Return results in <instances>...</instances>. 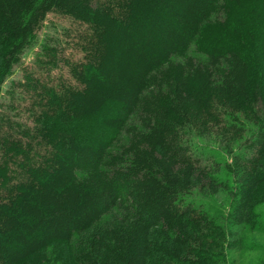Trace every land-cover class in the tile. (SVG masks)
<instances>
[{
  "label": "trees",
  "instance_id": "trees-1",
  "mask_svg": "<svg viewBox=\"0 0 264 264\" xmlns=\"http://www.w3.org/2000/svg\"><path fill=\"white\" fill-rule=\"evenodd\" d=\"M48 11L81 56L42 42L30 121L0 109V264H228L264 232V0H0V99Z\"/></svg>",
  "mask_w": 264,
  "mask_h": 264
},
{
  "label": "rangeland",
  "instance_id": "rangeland-1",
  "mask_svg": "<svg viewBox=\"0 0 264 264\" xmlns=\"http://www.w3.org/2000/svg\"><path fill=\"white\" fill-rule=\"evenodd\" d=\"M74 27H77V24L71 19L55 11L47 12L43 26L37 33L36 38L33 39L31 45L21 54V62L14 66L13 72L5 80L3 94L0 99L2 103L0 109L4 111V114L18 122L22 121L28 123L30 121L27 113L29 94H27L25 89L23 90L21 87H18L17 81H24V75L30 71H40V69H42L38 63V52H40L39 45L42 42L57 46L63 58L66 60H77L81 56V52L73 47L74 37H72V30ZM63 69L66 70L65 67H63ZM55 71L56 70L53 72ZM52 75H54V73H52ZM12 82L15 84L14 88L11 87ZM203 141L212 143L214 140L204 138ZM214 143L216 142L214 141ZM213 147H215V149L217 148L214 144ZM219 156H221V158L224 157L222 154L218 155V157ZM191 196L203 199L211 205H220L223 209H226L228 205V197L223 191H220L218 194L208 199H206L207 197L202 198L196 193ZM260 208L264 211V204L261 205ZM235 237L232 246L227 251L228 264H258V260L264 255V232L243 230L241 234L239 233Z\"/></svg>",
  "mask_w": 264,
  "mask_h": 264
}]
</instances>
